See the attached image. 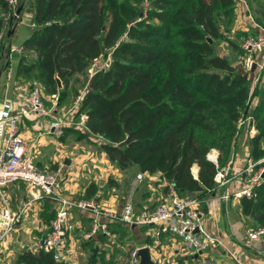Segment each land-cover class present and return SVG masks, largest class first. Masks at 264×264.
<instances>
[{"label":"trees","instance_id":"obj_1","mask_svg":"<svg viewBox=\"0 0 264 264\" xmlns=\"http://www.w3.org/2000/svg\"><path fill=\"white\" fill-rule=\"evenodd\" d=\"M245 1L249 6L257 0ZM236 2L30 0L26 8L33 12L34 26L21 44L14 76L40 81L47 93L58 95L60 104L76 74L84 73L95 58L108 57V66L85 78L82 92L71 87L74 98L80 95L75 114L86 115L87 132L102 137L101 149L117 166L159 172L167 182L165 192L171 182L180 192L204 196L216 186L215 174L233 154L244 127L256 128L248 138L249 155L253 160L264 157V64L251 88L247 73L217 49L221 38L241 49L225 35L233 26ZM8 10L7 1L0 0V35ZM261 13L256 10L253 17L263 25ZM247 117L245 126L240 121ZM70 128L64 127L62 139ZM211 149L218 150L216 160L208 157ZM261 165L264 160L254 168ZM261 176L251 194L239 197L241 213L253 228L264 226V170ZM95 190L90 182L82 197L94 196ZM54 211H47L48 225ZM14 262L67 264L32 247L18 252ZM98 264L112 260L102 256Z\"/></svg>","mask_w":264,"mask_h":264},{"label":"crops","instance_id":"obj_2","mask_svg":"<svg viewBox=\"0 0 264 264\" xmlns=\"http://www.w3.org/2000/svg\"><path fill=\"white\" fill-rule=\"evenodd\" d=\"M22 2L23 3H20V5L23 6L21 12L17 16H14V21H10V18L7 16L0 35V62L1 59L5 57L4 52L7 53V58L9 59V63L6 65L5 61L6 66L0 70V92H2L0 101L4 97L21 99L26 87L24 81L17 80L12 74L14 73L17 61L16 63L13 62L10 56V51L16 50L14 49L15 47H21L23 40L31 33L32 27L34 26L32 16L27 22L30 23L31 27L26 33L22 32L19 45L15 47L11 46L13 36L21 31L19 24L23 21L22 14L30 12L26 8L30 0H22ZM253 16L247 2L245 0H238L235 6V19L231 29L234 30L239 28L245 31L248 29H257L256 32L260 31L264 25L255 21ZM233 30L225 35L239 43L240 38ZM219 44L222 46V51L219 52L228 56L237 67L242 66L241 69L244 70L245 56H240L238 51L226 38H222ZM16 51L18 54L21 53V50ZM244 55L251 56L253 59L252 66L243 71L247 73L249 85L253 88L262 72L264 54L262 52H254L252 55ZM241 60H243V63ZM12 62L14 63L13 68ZM8 70H10L9 73H7ZM56 105V108L53 109L55 114H57L59 108H61L60 104ZM48 117V115L37 116L35 114H29L22 118L20 124V131L26 140L25 149L35 156V161L39 166H41L39 162H44L45 164L48 160L56 161V159H52L50 155L52 153L50 150L52 144V138L50 137L51 132L49 133L46 131L47 133H45L43 130L45 120H47ZM247 119L248 117L246 121L245 119L243 120L245 126L248 125ZM82 123L84 125V122ZM255 132L256 128L251 125L249 127H244L238 134L235 150L228 162L222 166L227 169L229 180L224 184L216 183V186L211 192L207 194L204 193V196H202L200 207L205 216L203 228L215 239V242L206 249L205 253L203 251L199 252L197 255H188L184 253L185 251L183 247H181V243L170 237V232H163L159 235L160 242L158 245L151 244L154 234L150 235L147 233L143 240L135 242V246H148L150 254L156 264L157 260H161L163 264H179V259L182 260L181 264H187L186 261L191 257L197 260L195 262L196 264H264V234L251 239L249 242L247 241V230L253 227L249 226L247 223L248 217L241 213L239 207V197L244 193L236 194L242 191L243 188L253 185L251 174L255 172V168L253 166L252 171L249 172L245 170V167L247 166L249 157H251L248 153V138ZM68 141L71 145H74V147L77 145L81 146L80 150L84 151V154L86 152L84 155L86 157L85 159H81V157L78 159L84 160L86 165L89 166V169H85L82 174L66 175L68 178H66L65 181L63 188L64 192L75 197H82L86 186L90 182H93L96 185V190L92 197L99 203L111 207H120L123 198L127 195H131L137 209L154 205L163 197L165 193L164 186L167 182L161 177L159 172H143V179L138 182L137 185L133 186L135 175L139 172L136 166L134 169L121 168L110 161L104 151L103 155L99 158L91 150L85 149L80 140L68 139ZM214 150L215 157L211 158L208 156L212 160H216L218 153L217 149ZM95 157L98 159V162L93 165ZM263 158L259 159V161L264 160ZM65 160H68L67 163L72 161L71 158L65 157L63 161L64 164L66 163ZM255 161L257 162L258 160ZM59 163V160L57 163H54L52 169L55 170V168H60ZM194 167L195 171H193L195 173L196 165H194ZM5 191L9 195L11 209L15 211L25 205L29 197L26 184L23 181L11 183L5 187ZM116 191L118 194H115ZM26 207H30L31 209L28 213H24L26 210L25 208L22 217L16 223L15 227V230L19 229L21 231L22 236L19 238V236L13 232L8 238L3 239L0 244V264H16L14 260L18 252H21L27 247H32V249H34L35 242L32 243V241L39 236L42 237L46 231V226L48 225L47 211L50 209L54 210V204L44 197L31 200L26 204ZM92 217L93 212L90 209L76 208L71 212L70 221L72 222L73 228L69 236L70 244L68 255L71 263L98 264L100 258L103 256L107 261L112 260V264H126L127 258H125V254H122L121 247H123L122 243L126 242L124 241V237H130L129 235H131L132 232H128L127 228L122 230L118 224L109 223L112 231L111 236L105 235V237H102L100 234L87 236L91 228ZM140 225L144 226L148 224ZM137 226L138 225L131 226V228L134 230ZM28 228L31 230L30 236L27 234L28 231H30H27ZM122 231H124V233H122ZM134 234H137V232ZM28 240L29 244L25 245ZM88 241H90V244ZM93 247H96V255L92 254ZM90 254H92V258H94V260H92L93 263L89 262V259H91Z\"/></svg>","mask_w":264,"mask_h":264},{"label":"built area","instance_id":"obj_3","mask_svg":"<svg viewBox=\"0 0 264 264\" xmlns=\"http://www.w3.org/2000/svg\"><path fill=\"white\" fill-rule=\"evenodd\" d=\"M9 5L7 16H17L15 11L20 0H6ZM249 52L257 51L264 54V26L256 34L248 36L242 43ZM20 51L22 47H15ZM99 58V57H98ZM95 58L91 63H96ZM109 58L97 68L108 66ZM253 59L247 56L246 65L251 66ZM91 65V64H90ZM90 67V66H89ZM58 100V95L54 94ZM80 98V95L77 97ZM29 114L37 116H46L49 132L60 136L63 133L64 125L69 120L68 115L58 117L51 113V109L46 105L41 91L37 87L25 89L21 99L4 97L0 102V244L3 239L16 227V223L22 217V213L31 200L36 198H47L54 204L55 214L51 222L46 226L47 230L37 242L34 243V249H42L50 252L57 261H64L72 264L68 258L70 244V229L73 228L70 221L73 209H90L93 212L91 228L87 236L103 233L111 236L112 231L109 223L118 225L136 226L140 224L155 225L159 224L158 229L153 235L152 245H158L159 235L163 232L176 234L181 238L184 251L188 255H193L208 248L215 242V239L203 228L202 211L200 205L202 195L183 193L178 191L171 182H168V190L163 197L154 206H144L137 209L133 203L131 195L123 198L120 207H111L99 203L93 197H75L64 192L62 178L59 173L53 169L39 166L31 153L25 149L26 140L20 131L22 118ZM86 118L81 114L82 122ZM244 119H241L240 123ZM264 159V158H263ZM259 161V160H258ZM256 163L252 157H249L246 171H252ZM264 166L251 174V181L258 182L262 176ZM143 172L139 171L135 175L133 186L137 185L143 179ZM215 180L219 184H224L229 180L227 169L220 167ZM18 181L26 184L29 197L27 202L19 210L11 209L10 202L4 194V188ZM252 185L247 186L238 193L251 194ZM264 234V226H257L247 230L248 242L257 236ZM139 247L135 246L128 252L126 264H138Z\"/></svg>","mask_w":264,"mask_h":264},{"label":"rangeland","instance_id":"obj_4","mask_svg":"<svg viewBox=\"0 0 264 264\" xmlns=\"http://www.w3.org/2000/svg\"><path fill=\"white\" fill-rule=\"evenodd\" d=\"M238 1V0H237ZM264 5V0H257V1H252L250 4H249V10H251V12L253 11V15H254V11L256 13V10L258 11V13H261V10H264L262 6ZM32 11L30 12H26V13H23L22 14V23L19 24V27H20V32L16 35L13 36V39H12V43H11V46H17L19 45V41L21 39V35H22V32L26 33L29 28L31 27L30 23H27L31 18H32V14L33 12L31 13ZM263 25H264V21L261 22ZM233 29L229 30V31H225V34L226 33H230ZM257 31V29H255ZM254 32L250 29L248 30H241L239 28L237 29H234L233 32H236V35L240 38L239 39V44H240V47L241 49L238 50V53L240 56H245V59H244V70H247L249 69L251 66H246L245 65V60H246V57L247 55H244L243 52H245L246 54H253L254 52H257L256 50L255 51H251L249 52L247 50L246 47H243L242 46V43L243 41L245 40L246 37L248 36H251L253 34H255V31ZM246 32L247 34L243 33V32ZM237 32L239 33V35L237 34ZM241 32V33H240ZM243 33V34H242ZM222 39V38H221ZM221 39H218L217 40V49L218 51H222V46L221 44H219V42L221 41ZM22 51V50H21ZM5 53V57L1 59V62H0V70L3 69V65L5 63V61L8 59V55L6 52ZM10 56L13 60V62L16 63L17 61V58L20 56V53L18 54V52L16 50H11L10 51ZM107 60V57H104V56H101L99 57L97 60H95L96 63H91L90 67L84 72V73H81V74H76L74 77H73V80H72V84L69 88V94L61 101L60 105H61V108H59V112H57V114H55L53 112V109L56 108V104H57V99L56 97L54 96V94H50V93H47L44 89V86L42 85V83L34 78H30L28 80H25L26 84H25V89H31L33 87H37L40 89L41 91V94L43 95L44 97V100H45V103L46 105L51 109V113L55 114L56 116L58 117H65L66 115H68L69 117V120H66V124L64 125V127L66 126H69L71 127L70 129H68L66 131V133L64 134L66 137L64 139H62L60 136H56L55 134H52L49 132V127H48V124H47V120H45V123H44V132L47 133L49 132L51 135L50 137L52 138V144L50 146V150H51V158L52 159H56V161H51V160H48L47 162H44L43 163H40L39 164L41 165V167H46V168H49V169H52V165L54 163H57L58 160L60 161V168L56 169L55 168V171H57L59 173V175L61 176L62 180V186L64 187L65 185V181H66V178H68L67 176H71L73 174H79L85 170V169H89V166L86 165V163L84 162V160H81V159H85L86 157L84 156L86 154L83 153L84 151H81L80 148L81 146L77 145L76 147H74V145H71V143L68 141V139H78L80 140V142H82L83 144V147H85V149H89L91 150L95 155H97L99 158L103 155V150L101 149L100 147V143L102 141V137L98 134H93V133H89L87 132V129L86 127L83 125L82 123V119H81V115L80 116H77L75 114V111H76V108H77V103H78V98H74V96L72 95V92H71V87H78L80 88V91L82 92L83 91V83H84V80L85 78H88L90 77L93 73H94V68H97L101 63H103L104 61ZM242 63H243V60H241ZM12 62V68L14 67L13 66V63ZM3 64V65H2ZM240 71H244L242 68V66L238 67ZM10 70H8L7 73H9ZM14 75V73H12ZM17 80H20L21 79H18L16 78ZM29 86H32V87H29ZM2 94V92H0V95ZM1 102V101H0ZM49 118V117H48ZM47 131V132H46ZM64 128H63V133H64ZM22 134V132H21ZM22 136L24 137V135L22 134ZM25 138V137H24ZM67 139V140H66ZM211 151V150H210ZM209 151V152H210ZM29 153H31L30 151H27ZM208 152V153H209ZM32 154V153H31ZM32 156L34 157L35 159V156L32 154ZM83 156V157H82ZM71 158L72 161L69 162V163H63L64 161V158ZM81 159L79 160L78 158ZM98 162V159L95 157L94 158V162H93V165H95V163ZM136 168L135 166H131L130 168L128 169H134ZM195 168V167H194ZM193 168V170H194ZM261 166H259L258 168L255 169V171H257L258 169H260ZM54 170V169H53ZM195 171V170H194ZM67 175V176H66ZM4 194L5 196L8 198L9 200V195L8 193L5 191V188H4ZM115 194H118L117 191L115 192ZM0 203H1V200H0ZM31 208L30 207H26V210L24 211L25 212H29ZM26 213V214H27ZM202 220H203V225H204V220H205V216H202ZM159 227V224H155V225H138L134 230L131 228V227H128L127 225L125 226L124 224L120 225V228L122 230L126 229L128 230V232H132L131 235H129L130 237H124V241L126 242H123V247H121V251H122V254H125V258H127V254L129 252L130 249L134 248V246L136 245L135 242H138V241H141L143 240L144 236L147 235V233H149L150 235L154 234L155 231L158 229ZM16 228H14L6 238H8L13 232H15V234L17 236H19V238L22 236V233L19 229L15 230ZM30 230L29 228L27 229V231ZM71 231V229H70ZM135 232H137V234H134ZM29 236L31 235V230L28 231ZM170 234V237H172L175 241H179L181 243V247H183L182 245V242H181V238L179 236H177L176 234H173V233H169ZM40 238L37 237L35 238L33 242H37V240ZM33 239V238H32ZM27 244L25 245H28L29 243V240L26 241ZM184 249V248H183ZM207 249V248H206ZM206 249L203 250V252L205 253L206 252ZM185 253V252H184ZM197 260L195 258H189L186 263L187 264H196ZM157 264H163L161 262V260H157ZM185 264V263H184Z\"/></svg>","mask_w":264,"mask_h":264},{"label":"water","instance_id":"obj_5","mask_svg":"<svg viewBox=\"0 0 264 264\" xmlns=\"http://www.w3.org/2000/svg\"><path fill=\"white\" fill-rule=\"evenodd\" d=\"M22 8V5H18V7L16 8V15L19 14L20 10ZM13 16L10 18V21L12 20ZM209 41H212L211 37H208ZM57 85L58 88L62 87V82L59 79V77H57ZM65 162L67 163L68 160H65ZM196 173V172H195ZM137 253L139 255V263L138 264H156L154 259L152 258L151 254H150V249L148 246H140L137 250ZM199 252L195 253L194 255H197Z\"/></svg>","mask_w":264,"mask_h":264},{"label":"bare ground","instance_id":"obj_6","mask_svg":"<svg viewBox=\"0 0 264 264\" xmlns=\"http://www.w3.org/2000/svg\"><path fill=\"white\" fill-rule=\"evenodd\" d=\"M208 156L211 158H214L215 157V150L211 149V151L208 153Z\"/></svg>","mask_w":264,"mask_h":264}]
</instances>
